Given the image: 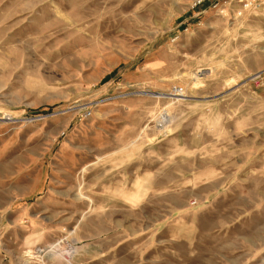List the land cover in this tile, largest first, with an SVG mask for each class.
Returning a JSON list of instances; mask_svg holds the SVG:
<instances>
[{
  "label": "rangeland",
  "instance_id": "rangeland-1",
  "mask_svg": "<svg viewBox=\"0 0 264 264\" xmlns=\"http://www.w3.org/2000/svg\"><path fill=\"white\" fill-rule=\"evenodd\" d=\"M196 1L0 0V264H264V4Z\"/></svg>",
  "mask_w": 264,
  "mask_h": 264
},
{
  "label": "crops",
  "instance_id": "crops-1",
  "mask_svg": "<svg viewBox=\"0 0 264 264\" xmlns=\"http://www.w3.org/2000/svg\"><path fill=\"white\" fill-rule=\"evenodd\" d=\"M13 186V187H12ZM10 187L11 191H16L17 190V185L16 183H14V185H12ZM8 186L5 183H0V191H8ZM3 198V194H0V225L4 224L5 222H10V219H13L14 221V225L16 227V225H20L19 223L22 221L23 218V213H24V207L23 205H21V201L19 200V202H17V200L15 201H11L9 199H1ZM34 207V206H33ZM33 207L31 209H33ZM254 207L256 208L255 210V215L249 216L250 220H254V221H262V216H261V212H262V205L261 204H257V202L254 204ZM257 207H258V214L257 215ZM13 215V216H12ZM38 215V212H36V216ZM247 214H245L246 216ZM32 216V215H31ZM258 217V218H257ZM248 217L246 216V218H244V214H238L236 216H234V218L232 219L234 222H243V221H250L247 219ZM252 218V219H251ZM6 220V221H5ZM248 241H251L252 243H254L255 246H251L252 248L249 249H253L254 252L257 251L258 247L261 248V241L259 243H257V238H259L260 240L261 238V233H257L256 229L255 231L252 233H248ZM249 244V242H248ZM250 247V246H249ZM112 253H114V248H111Z\"/></svg>",
  "mask_w": 264,
  "mask_h": 264
},
{
  "label": "built area",
  "instance_id": "built-area-1",
  "mask_svg": "<svg viewBox=\"0 0 264 264\" xmlns=\"http://www.w3.org/2000/svg\"><path fill=\"white\" fill-rule=\"evenodd\" d=\"M208 1H210V7L217 10L221 15L234 19H241L264 4V0H197L194 7L204 5ZM183 93L184 90L181 88H175L173 91L176 97L182 96ZM90 115L88 112L85 116L89 117Z\"/></svg>",
  "mask_w": 264,
  "mask_h": 264
},
{
  "label": "bare ground",
  "instance_id": "bare-ground-1",
  "mask_svg": "<svg viewBox=\"0 0 264 264\" xmlns=\"http://www.w3.org/2000/svg\"><path fill=\"white\" fill-rule=\"evenodd\" d=\"M154 96L158 97V96H161V94H154ZM183 97H184V96H183ZM78 198L81 199V198H82V195H80ZM27 263H28V262H26V263H24V264H27Z\"/></svg>",
  "mask_w": 264,
  "mask_h": 264
}]
</instances>
